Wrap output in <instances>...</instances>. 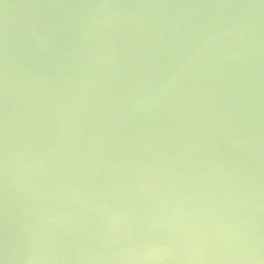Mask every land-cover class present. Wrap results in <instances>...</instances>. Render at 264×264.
Instances as JSON below:
<instances>
[{
  "label": "water",
  "instance_id": "95a60500",
  "mask_svg": "<svg viewBox=\"0 0 264 264\" xmlns=\"http://www.w3.org/2000/svg\"><path fill=\"white\" fill-rule=\"evenodd\" d=\"M0 264H264V0H0Z\"/></svg>",
  "mask_w": 264,
  "mask_h": 264
}]
</instances>
